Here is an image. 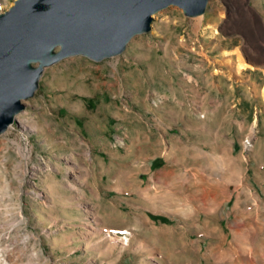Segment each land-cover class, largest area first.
<instances>
[{"label":"rangeland","instance_id":"obj_1","mask_svg":"<svg viewBox=\"0 0 264 264\" xmlns=\"http://www.w3.org/2000/svg\"><path fill=\"white\" fill-rule=\"evenodd\" d=\"M151 25L0 135V264H264V0Z\"/></svg>","mask_w":264,"mask_h":264},{"label":"water","instance_id":"obj_2","mask_svg":"<svg viewBox=\"0 0 264 264\" xmlns=\"http://www.w3.org/2000/svg\"><path fill=\"white\" fill-rule=\"evenodd\" d=\"M208 2L14 0L0 13V135L35 95L45 68L75 56L95 62L118 56L133 37L151 31L156 13L175 6L195 18Z\"/></svg>","mask_w":264,"mask_h":264},{"label":"bare ground","instance_id":"obj_3","mask_svg":"<svg viewBox=\"0 0 264 264\" xmlns=\"http://www.w3.org/2000/svg\"><path fill=\"white\" fill-rule=\"evenodd\" d=\"M247 54L250 56H252V53H251V51H247ZM237 56H238V61H237V70L238 71H242L243 69H245L246 68V66H247V64L243 61V59H242V55L240 54V53H238L237 54ZM252 58V57H251ZM247 59V58H246ZM245 59V60H246ZM252 62V61H251Z\"/></svg>","mask_w":264,"mask_h":264},{"label":"trees","instance_id":"obj_4","mask_svg":"<svg viewBox=\"0 0 264 264\" xmlns=\"http://www.w3.org/2000/svg\"><path fill=\"white\" fill-rule=\"evenodd\" d=\"M159 219L164 221V222L166 221V219L164 217H160Z\"/></svg>","mask_w":264,"mask_h":264},{"label":"crops","instance_id":"obj_5","mask_svg":"<svg viewBox=\"0 0 264 264\" xmlns=\"http://www.w3.org/2000/svg\"><path fill=\"white\" fill-rule=\"evenodd\" d=\"M251 57H253V56H251Z\"/></svg>","mask_w":264,"mask_h":264}]
</instances>
